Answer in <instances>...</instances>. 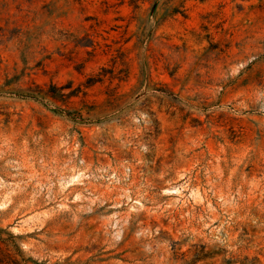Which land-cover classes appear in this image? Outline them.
<instances>
[{
    "label": "rangeland",
    "instance_id": "1",
    "mask_svg": "<svg viewBox=\"0 0 264 264\" xmlns=\"http://www.w3.org/2000/svg\"><path fill=\"white\" fill-rule=\"evenodd\" d=\"M137 6L0 0V243L264 264V0Z\"/></svg>",
    "mask_w": 264,
    "mask_h": 264
},
{
    "label": "trees",
    "instance_id": "2",
    "mask_svg": "<svg viewBox=\"0 0 264 264\" xmlns=\"http://www.w3.org/2000/svg\"><path fill=\"white\" fill-rule=\"evenodd\" d=\"M139 0H130V6H134V8H138ZM13 238V237H12ZM16 249H9V247L1 241L0 243V264H22L23 260V252L16 245L14 246Z\"/></svg>",
    "mask_w": 264,
    "mask_h": 264
}]
</instances>
